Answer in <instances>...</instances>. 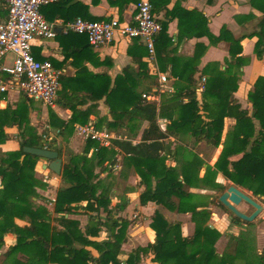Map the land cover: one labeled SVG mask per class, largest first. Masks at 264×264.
Wrapping results in <instances>:
<instances>
[{
	"label": "crops",
	"instance_id": "0c3cea01",
	"mask_svg": "<svg viewBox=\"0 0 264 264\" xmlns=\"http://www.w3.org/2000/svg\"><path fill=\"white\" fill-rule=\"evenodd\" d=\"M116 1L62 0L56 9L46 10L44 17L48 22L55 24L57 36L51 40L36 39L32 45V53L38 61H50L56 69L62 71L61 88L56 103L47 107L14 91L9 94L7 100L0 101V109L4 110L7 107L16 109L22 101L28 105V112L23 115V131L17 126L7 128L5 133L9 138L3 147L7 145L13 147L14 143H17L19 150L20 142L23 140L21 133L25 131L24 128H30L31 139L35 140L37 137L40 139L35 147L59 152L62 159L61 175L45 169L48 161L43 159L38 161L34 175L46 186L35 189L39 196L35 201L51 212V227L65 230L66 225L58 221L64 216L67 221L79 223V229L88 241L101 244L111 240L112 230L107 224V214L103 209L98 211L87 209V202H83L75 204L69 214L54 213L59 190L72 186L62 177L64 169L71 165L83 172L86 168L88 174L89 171L92 173L93 183L97 185V195L108 191L111 200L109 209H113L115 219L131 220L135 213L144 216V223L132 222L127 230V242L123 244V254L120 256L124 264L135 249L146 248L155 243L156 233L151 228V223L152 216L157 210H160L168 221L182 224L183 237L194 235L196 223L191 213L170 211L152 201L142 204L141 196L145 186L141 184L139 173L141 167L138 166L140 159L128 154L125 149L113 142H126L136 147L142 142V135L148 127V122L135 117L120 121L118 126L111 127L114 120L107 101L108 94L118 82L120 90L111 98V103L115 107H121L124 98L131 100L134 98L131 90L147 95L148 98L145 100L148 103H155L161 114L158 117L160 130L167 133L170 119L178 117L179 110L175 105L180 101H171L176 91L187 88L190 85L189 79L192 78L194 83L190 86L197 89V97L201 103L204 90L199 89L203 78H210L216 72L229 68L225 62L230 59V44L221 42L213 45L208 37V34L218 37L222 29H226L237 39L248 36L241 43L243 51L239 55L245 59L243 67L235 65L230 67L233 74L241 72V78L237 79L235 76L229 78L227 94H231L238 84V90L233 92V97L242 109L252 112L248 95L258 78L264 77V56L259 60L255 54L258 41L255 34L261 31L259 24L264 13L253 2L261 5L260 1L264 0H166L163 5H158V8L153 7V10L158 21L167 25V34L172 42L167 50L166 43L158 39L155 58L150 57L147 48L139 39L117 36L111 44L93 48L89 45L88 39L82 37L83 35L77 36L67 32V25L77 18L106 21L117 17L121 22H132L137 4L141 0L117 3ZM252 35L254 37H249ZM165 52H168L169 63L164 59ZM213 64L217 66L214 67ZM192 74L193 77H190ZM161 76H166L168 80L162 89ZM181 100L187 102L188 98L183 97ZM235 123L234 119L225 118L222 142ZM86 125H93L96 130L106 131L112 137L111 145L104 147L106 151L101 157H95L96 148H90L89 140L78 134V127ZM162 143L165 151L161 152V157L166 158L167 166L179 167L182 171L190 163L194 164L192 174L194 187L188 190L194 195V200H199V202L195 200L197 205L202 206L199 210L206 209L210 212L207 225L222 235L215 245L217 253L220 256L230 255L232 264H262L264 197L255 196L252 192L235 185L227 180L222 172L216 170L215 164L223 151V145L214 148L206 141L197 142L192 136L190 124L178 127L176 134L170 135ZM82 156H87V163L80 160ZM239 158L240 156H234L230 160ZM209 168H212L211 174L207 175ZM213 172L215 175H212ZM207 176H210L209 184L203 182ZM152 179L154 185L155 178ZM216 184L224 186L225 191L230 186L237 187L263 206L262 213L253 222L243 221L248 224L233 223V215L224 219L220 214L221 208L210 203L215 196H218L219 202L222 194L218 195L219 191L214 187ZM238 209L247 215L254 212L253 207L245 202H242ZM169 215H177L178 218L170 220ZM91 217L95 219L92 220ZM28 222L15 219V223L20 227L27 225ZM233 238L236 240L233 241ZM4 242L5 247L0 252V264L8 263L4 252L16 244L17 236L8 233L4 237ZM86 249L94 258L100 256L95 247L87 246ZM141 258L139 264L154 263L152 252L146 259ZM18 259L23 263L25 259L23 253Z\"/></svg>",
	"mask_w": 264,
	"mask_h": 264
},
{
	"label": "trees",
	"instance_id": "16d2710c",
	"mask_svg": "<svg viewBox=\"0 0 264 264\" xmlns=\"http://www.w3.org/2000/svg\"><path fill=\"white\" fill-rule=\"evenodd\" d=\"M118 1L124 2L125 0H117L116 3ZM134 1L138 2L139 0ZM61 2L62 0L43 7L41 13L44 16L46 10L56 9ZM150 2L153 7L158 8V5H163L166 0H151ZM260 3L261 5L253 2L264 13V1H260ZM1 13L4 20L7 15L6 6L2 7ZM84 19L100 22L97 19ZM162 25L163 33L159 40L166 43L168 50L172 41L167 34V25ZM259 25L261 31L255 34L258 38L255 54L259 60H262L264 56V17ZM69 34L81 36L72 32ZM208 37L213 45H218L221 42L230 44V59L227 62L229 68L224 72L218 71L215 76L209 78V84L208 82L205 84L201 103L197 97V89L190 86L194 83L192 78L189 79L190 85L187 88L176 91L171 97V101H180L178 105H175L179 110L178 117L170 119L171 123L167 133L162 132L159 128L158 117L161 114L158 112L157 105L143 99V93L131 90L134 98L132 100L122 99L121 107H115L111 103V98L120 90L118 82L108 94L107 101L114 120L111 127L118 126L120 121L135 117H140L148 122V127L142 135V142L136 147L126 142H113L125 149L128 154L140 159L138 166L141 167L139 172L141 184L145 186V191L141 196L142 204L152 201L170 211L191 213L192 219L196 223L194 235L183 237L182 224L168 221L162 212L157 210L152 216L151 223V228L156 233L155 243L131 252L124 264H139L141 253L148 254L150 252L154 255L153 264H232L230 255L220 256L216 251L215 245L222 235L218 230L207 225L210 212L206 209L199 210L202 206L197 205L194 195L188 190L194 187L195 181L192 178L194 164L190 163L182 171H179L177 168L167 166L166 158L161 157V152L165 151L162 142L170 135H175L178 127L190 124L192 136L197 142L206 141L214 148L223 145V151L215 164L216 170L222 172L224 177L235 185L243 187L255 196L264 197V77L258 78L248 95L252 112L242 109V106L233 97V92L238 90V84L235 85L231 94H224V91L229 77L227 74L232 73L230 67L235 65L241 68L245 63V59L239 55L243 51L241 43L248 36L237 39L228 30L222 29L218 37L211 34H208ZM249 37H254V35ZM167 53H164V59L169 63ZM170 61L172 62L173 59ZM240 75L241 72L237 77ZM183 97H187L188 101L181 100ZM27 112L28 105L23 101L14 110L0 109V120H3L0 121V143H4L8 138L4 128L17 126L23 131V115ZM225 118L234 119L236 123L233 129L228 132L225 141L222 142ZM24 130L21 133L23 140L20 142L19 150L0 157V252L5 247L4 237L6 234L13 233L17 236L16 244L4 252L7 264H123L120 256L123 254V244L127 242L126 233L130 223L126 219L114 218L113 209H109L111 200L108 191L97 195V185L93 183L92 173L89 171L88 174L85 167L83 169L85 172L72 167V165L64 169L62 177L72 186L59 190L54 213L69 214L75 204L83 202H87V209L93 211L103 209L107 214V224L112 230L111 240L101 244L88 241L83 237L79 223L67 221L64 216L58 221L66 225L65 230L50 226L51 212L35 201V198L39 197L35 189L46 187L34 176L35 167L40 158L26 155L21 161L24 156L23 149L37 146L40 139L37 137L32 140L30 128H24ZM27 136L30 137L27 138ZM89 143L90 148L97 149L95 157H101L106 151V148L100 147L93 141H89ZM234 156H240V158L231 161L230 159ZM80 160L84 163L88 161L87 156L80 157ZM210 170L212 168H209L207 175L211 174ZM212 175H215V172ZM153 177L155 178L154 185ZM210 181V176L203 180L207 184ZM214 187L219 191V194L226 189L217 184ZM217 200L218 196L214 197L210 203L212 202L230 213ZM16 218L29 222L20 227L15 223ZM91 219L95 218L91 217ZM232 222L248 224L236 217H233ZM234 240L236 239L233 238ZM87 246L95 247L100 256L94 258L86 249ZM21 253L25 258L23 263L18 259Z\"/></svg>",
	"mask_w": 264,
	"mask_h": 264
},
{
	"label": "built area",
	"instance_id": "2783aa9c",
	"mask_svg": "<svg viewBox=\"0 0 264 264\" xmlns=\"http://www.w3.org/2000/svg\"><path fill=\"white\" fill-rule=\"evenodd\" d=\"M59 1L0 0V101L7 100L9 94L16 91L47 107L56 103L62 71L56 69L50 61L35 59L32 45L36 39L56 38L55 24L45 19L41 9ZM3 6L7 9L4 20L1 14ZM67 32L86 36L93 48L111 44L117 36L139 39L150 57L155 58L163 25L155 16L153 5L148 0H141L132 22H121L117 17L100 22L77 18L67 25ZM160 82L162 89L168 82L167 77L161 76ZM205 83L206 79L203 78L200 91L205 89ZM143 98L148 97L143 95ZM78 134L98 143L100 147L111 145V135L96 130L93 125L79 126Z\"/></svg>",
	"mask_w": 264,
	"mask_h": 264
},
{
	"label": "water",
	"instance_id": "95a60500",
	"mask_svg": "<svg viewBox=\"0 0 264 264\" xmlns=\"http://www.w3.org/2000/svg\"><path fill=\"white\" fill-rule=\"evenodd\" d=\"M23 152V158L26 155H32L48 161V163L45 165V169H49L56 175H61L62 159L59 157V152L37 147H25L23 149ZM242 202H245L251 207H253L254 212L251 215L242 213L238 209V206ZM219 203L224 206L234 217L248 223L256 220L263 211V206H261L258 202H256L254 199L240 191L235 186H230L229 188H227L226 191H224L220 195Z\"/></svg>",
	"mask_w": 264,
	"mask_h": 264
},
{
	"label": "rangeland",
	"instance_id": "374dc122",
	"mask_svg": "<svg viewBox=\"0 0 264 264\" xmlns=\"http://www.w3.org/2000/svg\"><path fill=\"white\" fill-rule=\"evenodd\" d=\"M228 60L229 59H227L226 60V62H225V64L227 65V62H228ZM220 65V64H219ZM218 65V66H219ZM213 66H214V64H213ZM217 66V65H216ZM216 66H214V67H216ZM220 69V68H219ZM232 71V70H231ZM224 72V71H223ZM238 74L239 73H235V74H233V73H230V74H227V75H229V77H228V80H229V78L231 77V76H235L237 79H240L241 78V75L239 76V77H237L238 76ZM215 75H216V73H215ZM215 75H213V76H215ZM212 76V77H213ZM206 77V76H205ZM207 80V82H208V84H209V78L207 77L206 78ZM228 86H229V82H227V84H226V88H225V91H224V94H227V88H228ZM233 92V91H232ZM231 92V93H232ZM228 94H230V93H228ZM202 100V99H201ZM203 101V100H202ZM7 108H9V109H11V110H14L12 107H7ZM5 110V109H4ZM0 121H3V120H0ZM3 123V122H2ZM258 124V123H257ZM8 125V124H7ZM7 128H9V127H6V128H4V130H6ZM22 128H23V125H22ZM12 134V133H11ZM7 136H8V134H7ZM224 136V135H223ZM8 138H9V136H8ZM6 142V141H5ZM4 142V143H5ZM4 143H0V145H2V147H0V157L2 156V155H4V154H7V153H9V152H13V151H18V146H17V143H14V146L13 147H11V146H5V147H3V144ZM25 158V157H24ZM23 160V157L21 158V161ZM178 170L180 169L179 167L177 168ZM180 171V170H179ZM35 174V173H34ZM41 180L43 181L44 179H42L41 178ZM243 188V187H242ZM218 195H220V194H218ZM216 197V196H215ZM195 200H197V199H195ZM202 200H203V198H202ZM205 200H207V198L205 199ZM204 200V201H205ZM198 202H199V200H197ZM196 201V202H197ZM47 204H49L48 202H47ZM220 214H222L224 217V219L226 218L227 219V216L229 217V216H231L232 217V214H230V213H227L226 211H224V210H220ZM176 217L178 218V216L177 215H169V219L170 220H175L176 219ZM167 219V218H166ZM127 221H129V223L130 224H132V222H134L135 224H137L138 222L140 223V224H142V223H144L145 222V219H144V216L143 215H141V214H138V213H135L132 217H131V220H127ZM173 222V221H172ZM130 226V225H129ZM129 226H128V228H129ZM128 228H127V230H128ZM126 235H127V233H126ZM140 248V247H139ZM136 250V249H135ZM149 254L150 253H148V254H145V253H141V255H140V257H144V259H146L147 258V256H149ZM142 259V258H141ZM154 260V259H153ZM154 262V261H153Z\"/></svg>",
	"mask_w": 264,
	"mask_h": 264
}]
</instances>
